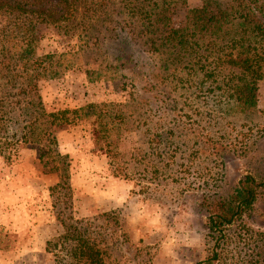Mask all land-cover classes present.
I'll return each mask as SVG.
<instances>
[{
	"label": "rangeland",
	"instance_id": "374dc122",
	"mask_svg": "<svg viewBox=\"0 0 264 264\" xmlns=\"http://www.w3.org/2000/svg\"><path fill=\"white\" fill-rule=\"evenodd\" d=\"M202 5V0L173 4L170 7L171 26L180 28L186 12ZM113 7L124 6L116 1ZM56 31L43 28L38 32L41 40L37 53L40 57L78 50V39L58 35ZM101 31L103 36L109 34L105 28ZM96 33L92 31L91 36H97ZM146 39L142 38L130 47L122 37L119 40L107 37L101 47L81 55L79 61L85 64L90 59L99 61L88 68L91 73L103 75L95 82L89 81L83 65L66 70L58 79L39 78L38 81L45 112L106 104L114 105L111 111L123 113L131 123L132 131L125 134L119 147L121 153L128 154L124 157L123 167L131 178L114 177L115 170L110 169L102 151L96 149L92 135L94 128L89 123L78 121L63 125L56 129L58 147L55 150L69 156L70 200L66 206L63 201L68 190L60 187L54 194L51 191L60 183V174L45 169L39 159L46 150L43 147L26 149L23 144H17L15 138L13 140L15 135L21 136L24 103L12 115L21 123L10 124L0 140V145L5 141L16 143L9 148L3 145L7 147V153L15 149L11 152L10 162L0 156V185L11 186L13 193H19L24 213L30 212L35 217L33 229L39 228L42 214L52 217L62 228L59 216L71 215L72 219L66 221L72 223L99 215L114 204L117 208L114 211L120 213L119 235L126 242L111 250L112 264H197L216 245L207 227L205 199L229 198L248 175L259 183L264 182V79L258 84L257 108L242 111L238 104L229 102L222 91H210V87L216 85L212 86V81L204 80L200 73L178 86L170 71L156 64L157 55L147 53ZM106 56L109 60L101 67L99 64ZM116 57L131 59L126 68L118 71L117 64L112 63ZM180 75L186 77L184 73ZM144 118L149 119L148 126H133L135 121ZM170 130L173 140L167 141L166 132L169 134ZM207 141L217 146V153L206 146ZM161 152L163 157L157 155ZM166 153L173 158L166 157L162 161ZM45 159L52 161L50 167L55 166L53 159L47 156ZM57 165L62 167L60 162ZM258 191L253 209L226 231L233 240L230 250L239 247V251L246 253L256 245L235 242L240 223L254 233H264V188ZM141 197L166 207L170 213L167 217L170 226L184 229L181 233L183 242L177 248L174 260L160 256L156 239H139L128 227L126 202ZM69 206L71 211L65 208ZM27 223L29 221H21L19 228L24 231L22 228H28ZM19 228L8 233L0 231V264H54L53 253L43 248V241L52 234L40 235L39 230H35V237L29 238L27 232L19 234ZM32 238L37 242V248L29 252L26 244Z\"/></svg>",
	"mask_w": 264,
	"mask_h": 264
},
{
	"label": "trees",
	"instance_id": "16d2710c",
	"mask_svg": "<svg viewBox=\"0 0 264 264\" xmlns=\"http://www.w3.org/2000/svg\"><path fill=\"white\" fill-rule=\"evenodd\" d=\"M116 1L124 7H113ZM187 1L0 0V140L10 124L21 123L12 115L26 103L22 109L25 119L21 136L15 135L13 140L26 149L43 147L46 150L39 159L45 169L60 174V183L51 191L54 194L60 187L67 189L63 201L66 206L70 200L69 156L55 150L58 147L56 129L78 121L89 123L94 128L96 149L102 151L110 169L115 170L114 177L128 179L131 175L123 167L128 154L121 153L119 145L125 134L132 131L131 123L123 113L110 110L114 105L89 104L74 110L45 112L38 81L39 78L58 79L63 72L78 65L85 66L90 82L100 80L103 75L88 70L91 63L99 61L90 59L85 64L79 57L101 47L107 37L118 40L122 37L129 42L128 46L147 38V53L157 55L156 64L170 71L178 86L200 73L204 80L216 85L210 91H222L240 110L257 108L258 84L264 79V0H202L201 8L188 10L181 27L173 28L170 7ZM43 28H54L58 35L78 39V50L40 57L38 32ZM104 28L109 32L107 36L102 35ZM92 31H97V36H91ZM130 57H116L112 63L120 71L127 67ZM108 60V56L104 57L99 65L102 67ZM149 123L144 118L135 121L133 126L140 128ZM166 134L167 141L173 138L171 130ZM206 143L217 153L215 144ZM4 144L8 148L15 144L5 141L0 145V156L10 162L15 148L7 153ZM46 156L54 160L55 166L50 167L52 161L44 160ZM166 157L172 156L166 153L162 161ZM59 162L62 167L57 165ZM260 188H264V182L259 183L248 175L229 198L205 199L207 227L216 245L197 264H264V233H254L243 223L238 225L235 242L246 241L247 246L249 242L256 244L246 253L239 251V247L230 250L233 240L226 233L253 209ZM70 206L65 207L67 211H71ZM68 216L57 217L64 231L47 243L46 250L53 253L54 264H112L111 250L126 242L119 235L120 213L113 210L72 223H67L66 220L72 219ZM98 222L102 224L97 225Z\"/></svg>",
	"mask_w": 264,
	"mask_h": 264
},
{
	"label": "clouds",
	"instance_id": "9594fccd",
	"mask_svg": "<svg viewBox=\"0 0 264 264\" xmlns=\"http://www.w3.org/2000/svg\"><path fill=\"white\" fill-rule=\"evenodd\" d=\"M125 220L137 238L156 239L158 251L162 258L174 260L177 248L183 242V228L170 226L167 219L169 210L161 204L143 197L134 202L129 201Z\"/></svg>",
	"mask_w": 264,
	"mask_h": 264
},
{
	"label": "crops",
	"instance_id": "0c3cea01",
	"mask_svg": "<svg viewBox=\"0 0 264 264\" xmlns=\"http://www.w3.org/2000/svg\"><path fill=\"white\" fill-rule=\"evenodd\" d=\"M28 151V150H25ZM95 156L94 158H96ZM102 157V156H101ZM103 158V157H102ZM11 186H1L0 185V231L5 230L6 233L8 231H13L11 229H17L19 228L21 221H29L27 223L26 227L28 228H22L24 231H22L20 228L19 234H24L27 232V236L30 238L34 236L35 230H39V234H46L51 233L48 237V239L43 241V248L44 251H46L47 243L51 241L53 238L61 235L63 233L62 228L57 225L56 222H54V219L47 215L42 214L40 225L38 229H33L34 226V219L33 216L30 215V212L28 214H25V207L24 204H22V199L18 196L19 193H13L14 189L10 188ZM32 196V194H31ZM33 197V196H32ZM32 199V198H31ZM115 202V201H114ZM113 202V203H114ZM117 209L114 204H111V207L107 210L101 211L102 213L111 212L113 210ZM40 219V214H38ZM37 221H35L36 223ZM23 225V224H21ZM42 226V227H40ZM35 237V236H34ZM26 239V238H25ZM35 239L32 238L29 240V243L26 244V250L30 252L35 250L37 247V242L34 241ZM23 242H26V240H23ZM28 242V241H27ZM30 246V247H29Z\"/></svg>",
	"mask_w": 264,
	"mask_h": 264
}]
</instances>
